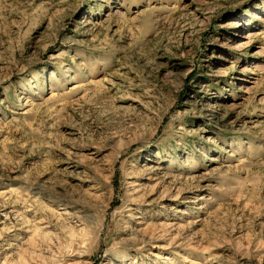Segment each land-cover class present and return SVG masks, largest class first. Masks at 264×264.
Returning a JSON list of instances; mask_svg holds the SVG:
<instances>
[{
  "label": "rangeland",
  "instance_id": "374dc122",
  "mask_svg": "<svg viewBox=\"0 0 264 264\" xmlns=\"http://www.w3.org/2000/svg\"><path fill=\"white\" fill-rule=\"evenodd\" d=\"M0 264H264V0H0Z\"/></svg>",
  "mask_w": 264,
  "mask_h": 264
}]
</instances>
